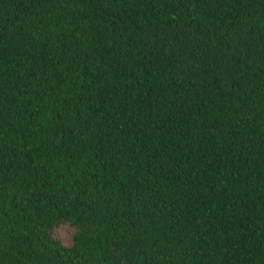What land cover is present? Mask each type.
<instances>
[{
  "label": "trees",
  "instance_id": "16d2710c",
  "mask_svg": "<svg viewBox=\"0 0 264 264\" xmlns=\"http://www.w3.org/2000/svg\"><path fill=\"white\" fill-rule=\"evenodd\" d=\"M0 264H264V0H0Z\"/></svg>",
  "mask_w": 264,
  "mask_h": 264
},
{
  "label": "rangeland",
  "instance_id": "374dc122",
  "mask_svg": "<svg viewBox=\"0 0 264 264\" xmlns=\"http://www.w3.org/2000/svg\"><path fill=\"white\" fill-rule=\"evenodd\" d=\"M75 229L70 225H63L56 229V236H58L64 244H71Z\"/></svg>",
  "mask_w": 264,
  "mask_h": 264
}]
</instances>
